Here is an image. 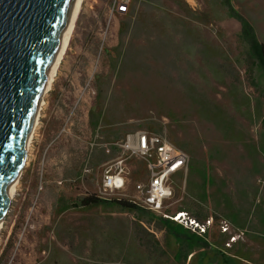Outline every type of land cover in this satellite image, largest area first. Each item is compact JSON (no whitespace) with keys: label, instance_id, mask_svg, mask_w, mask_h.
<instances>
[{"label":"rangeland","instance_id":"rangeland-1","mask_svg":"<svg viewBox=\"0 0 264 264\" xmlns=\"http://www.w3.org/2000/svg\"><path fill=\"white\" fill-rule=\"evenodd\" d=\"M111 2L81 3L4 218L0 264H182L157 223L172 220L87 208L69 183L117 156L89 143L143 130L173 137L189 157L164 215L211 219L215 264H264V73L248 64L230 14L264 45V0H131L123 15ZM190 257L183 264H197Z\"/></svg>","mask_w":264,"mask_h":264},{"label":"water","instance_id":"water-1","mask_svg":"<svg viewBox=\"0 0 264 264\" xmlns=\"http://www.w3.org/2000/svg\"><path fill=\"white\" fill-rule=\"evenodd\" d=\"M77 0H0V226Z\"/></svg>","mask_w":264,"mask_h":264},{"label":"built area","instance_id":"built-area-1","mask_svg":"<svg viewBox=\"0 0 264 264\" xmlns=\"http://www.w3.org/2000/svg\"><path fill=\"white\" fill-rule=\"evenodd\" d=\"M130 3L131 0H112L110 12L127 14ZM89 147L90 151L100 147L106 154L115 149L117 156L103 164L99 183L92 192L87 191L85 195L94 194L101 200H130L152 215L163 216L175 222L183 218L184 228L197 236L209 234L212 226L209 218L198 222L186 213H177L171 217L163 213L169 201L174 198V189L177 186L175 177L186 174L189 162L188 155L177 148L164 133L134 131L113 142L89 143ZM134 163L145 168V178L131 185L132 175L136 171ZM84 173H88V170L85 169ZM38 188L41 190V179ZM221 230V233H226V226H221Z\"/></svg>","mask_w":264,"mask_h":264},{"label":"trees","instance_id":"trees-1","mask_svg":"<svg viewBox=\"0 0 264 264\" xmlns=\"http://www.w3.org/2000/svg\"><path fill=\"white\" fill-rule=\"evenodd\" d=\"M230 14L234 17H237L238 20L240 21L241 31L239 37L240 40L248 47V52H247L248 64H250L253 67L260 68L264 73V45L257 41L254 31L249 23H247L240 16L236 15L235 12H233L232 10H230ZM169 140L177 148H179V146L175 143L173 137H169ZM81 203L83 206L87 208H92L102 203L110 204L124 211L135 212L140 217H142L141 219H143V217L146 218V220L144 221H147V223L153 221V217L150 213L138 207L135 204V202L123 198L101 200L97 198L94 194H89L81 199ZM185 213L188 215V217L198 222L204 221L205 218L207 217L202 215L200 216L198 212H193V211L192 212L186 211ZM157 223H159L160 227L164 229L167 238L173 243V248H171V250L174 249L173 253H174L175 261L177 262L182 261L181 263L183 264L187 256H191L190 261L194 257H196L197 264H215V262L208 257L209 254L213 256L215 253L213 249V247L215 246L208 241L207 239L208 235H204L202 237L197 236L196 234L183 228L181 225H178L166 219H158ZM225 241L223 242V244L225 243Z\"/></svg>","mask_w":264,"mask_h":264},{"label":"bare ground","instance_id":"bare-ground-1","mask_svg":"<svg viewBox=\"0 0 264 264\" xmlns=\"http://www.w3.org/2000/svg\"><path fill=\"white\" fill-rule=\"evenodd\" d=\"M82 1H83V0H77V2H76L75 8H74V12H73V16H72V18H71V20H70V22H69V24H68V27H67L66 33H65L64 38H63V42H62V44H61V48H60V50H59V54H58V56H57V58H56V60H55V62H54V66H53V68H52V70H51L50 77H49V80H48V84H47V86H46V88H45V91H44V94H43L42 97H44V96L50 91V89H51V85H52V83H53V81H54V77L56 76L57 71H58L60 65L62 64V62H63V60H64V56H65V53H66V50H67L68 44H69V42H70L71 33H72L73 28H74V22H75V20H76V16H77L78 12L80 11ZM43 101H44V100L42 99V101H41V103H40V108H39V110H38V118H37V120H36V122H35V124H34L33 130H32V134H31V137H30V141H29V145H28V147H27L26 163L24 164V166H26L27 163H28V161H29V158H30V155H29V154L31 153V144H32V142L35 141V136H36V134H37V132H38V129H39V123H40V122H39V120H40V119H39V116H40V111L43 110L41 106H42V103H43V105H45V103H44ZM41 117H42V116H41ZM20 178H21V175H20ZM20 178H18V179L15 181V183H14L13 193H12V195H11V197H10V204H11L12 201H14V199H15V195H14V193L16 192L17 187H18V185H19V180H20ZM179 218L181 219V218H182V215H180ZM3 222H4V221H3ZM2 226H3V223H2L1 226H0V231H1V229H2Z\"/></svg>","mask_w":264,"mask_h":264},{"label":"crops","instance_id":"crops-1","mask_svg":"<svg viewBox=\"0 0 264 264\" xmlns=\"http://www.w3.org/2000/svg\"><path fill=\"white\" fill-rule=\"evenodd\" d=\"M123 136L124 135H120L119 138H122ZM113 151H115L116 155H117V150H113ZM104 163H102L101 165H99L98 167L95 168L96 169V174L95 175H91L87 168H85V169L88 170V173H84L83 172L84 166L80 167L79 168V170H80L79 175L80 176L77 178V180H71L69 183L74 184V182L77 181V183H76L77 187H80V189L82 191L81 195L83 197L86 196L85 192L89 191L90 188H92V191H93L95 189V187L97 186V184L99 183V180L101 178V168H102ZM133 165H134V168H135L136 171L132 175V178H131L132 182L144 180V178H145V168L143 166H141L140 164H138V163H134ZM81 168H82V170H81ZM185 178H186V174L185 175H181L180 176V180H181L182 186L180 185V186H176L175 187L176 195H177L178 199L180 198L181 194L183 193L182 191H183V187H184V183H185V181H184ZM59 184H60V182H59ZM75 188H76V186L75 187L72 186L70 188L68 187L69 191L73 190Z\"/></svg>","mask_w":264,"mask_h":264}]
</instances>
